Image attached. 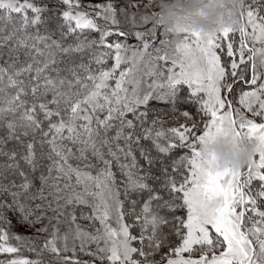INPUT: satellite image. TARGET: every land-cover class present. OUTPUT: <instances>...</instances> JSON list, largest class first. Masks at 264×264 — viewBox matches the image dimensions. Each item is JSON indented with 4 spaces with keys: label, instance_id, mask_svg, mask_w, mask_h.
I'll return each mask as SVG.
<instances>
[{
    "label": "snow or ice",
    "instance_id": "snow-or-ice-1",
    "mask_svg": "<svg viewBox=\"0 0 264 264\" xmlns=\"http://www.w3.org/2000/svg\"><path fill=\"white\" fill-rule=\"evenodd\" d=\"M239 19L172 43L151 0H0V264H264V149L198 148L264 144V0Z\"/></svg>",
    "mask_w": 264,
    "mask_h": 264
},
{
    "label": "clouds",
    "instance_id": "clouds-1",
    "mask_svg": "<svg viewBox=\"0 0 264 264\" xmlns=\"http://www.w3.org/2000/svg\"><path fill=\"white\" fill-rule=\"evenodd\" d=\"M251 0H151L162 29L175 43L178 30L187 28L201 35L239 27L241 9ZM201 155L210 159L217 171H238L246 168L264 144L245 136L219 133L203 145Z\"/></svg>",
    "mask_w": 264,
    "mask_h": 264
},
{
    "label": "rangeland",
    "instance_id": "rangeland-1",
    "mask_svg": "<svg viewBox=\"0 0 264 264\" xmlns=\"http://www.w3.org/2000/svg\"><path fill=\"white\" fill-rule=\"evenodd\" d=\"M88 2H89V0H85V3H88ZM91 2L95 3V2H98V0H91ZM128 42L129 43H135L136 41L134 39H129ZM153 102H155V101H153ZM180 108H181V110H188L190 112H194L195 111V108L190 103H188V101H186V103L180 104ZM17 230L21 231V232L24 231L23 228H18ZM83 258L87 259V257H83Z\"/></svg>",
    "mask_w": 264,
    "mask_h": 264
},
{
    "label": "trees",
    "instance_id": "trees-1",
    "mask_svg": "<svg viewBox=\"0 0 264 264\" xmlns=\"http://www.w3.org/2000/svg\"><path fill=\"white\" fill-rule=\"evenodd\" d=\"M110 63V62H109ZM154 105H156L158 108H167V105H163V104H157L156 102H152Z\"/></svg>",
    "mask_w": 264,
    "mask_h": 264
}]
</instances>
